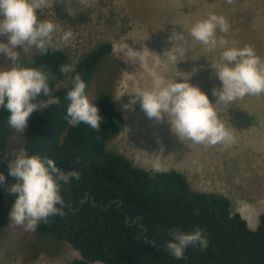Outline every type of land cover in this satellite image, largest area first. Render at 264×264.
Segmentation results:
<instances>
[{
    "label": "rangeland",
    "instance_id": "rangeland-1",
    "mask_svg": "<svg viewBox=\"0 0 264 264\" xmlns=\"http://www.w3.org/2000/svg\"><path fill=\"white\" fill-rule=\"evenodd\" d=\"M51 0V7L39 14L51 19L74 38L61 49L76 64L93 49L105 43L113 45L112 54L103 60L88 92L93 100L101 92L111 94L126 120L125 130L108 142L110 151L124 154L138 167L150 173L163 170L183 173L191 187L201 192L221 193L230 199L233 211L240 213L252 229L264 216V94L245 96L216 110L236 138L227 149L222 145L204 146L181 140L167 119L157 122L147 117L139 100L129 105L138 89L148 90L158 81L188 82L206 93L215 104L212 89L222 82L215 69L222 63L224 50H208L190 35L197 19L209 14L223 15L230 24L227 33L217 30V38L227 47L251 45L264 59V0ZM68 9L72 10L69 14ZM184 33L186 55L177 64L165 62L163 53L176 45L173 32ZM0 42L7 43L6 36ZM20 63L27 67L37 49L23 53ZM12 66L0 54V70ZM180 75V76H179ZM40 110L34 111L30 120ZM27 128V127H26ZM23 133L12 128L8 156L14 158L24 150ZM163 149V151H161ZM76 251L69 243L26 232L21 226L4 228L0 237V264H67ZM101 264V263H96Z\"/></svg>",
    "mask_w": 264,
    "mask_h": 264
},
{
    "label": "trees",
    "instance_id": "trees-1",
    "mask_svg": "<svg viewBox=\"0 0 264 264\" xmlns=\"http://www.w3.org/2000/svg\"><path fill=\"white\" fill-rule=\"evenodd\" d=\"M112 52L113 45L105 43L74 64L63 49L45 55L37 50L27 66H47L55 77L49 81L52 95L60 104L41 108L30 120L24 151L53 159L65 172L80 173L79 179L62 185L64 215L49 217L36 232L78 251L80 259L70 264H264V216L252 229L221 193L194 190L180 171L152 174L124 154L110 151L108 142L126 127L111 94L101 92L93 98L102 116L99 132L83 123H68L66 96L72 79L79 73L88 95L100 63ZM65 63L73 64L75 72L61 73ZM10 114L0 108V173L6 176L0 184V237L17 195L7 190L14 182L7 177V160L12 159ZM196 228L203 229L208 247L201 251L198 245L189 246L182 259L174 258L165 248L169 231L189 233Z\"/></svg>",
    "mask_w": 264,
    "mask_h": 264
},
{
    "label": "clouds",
    "instance_id": "clouds-1",
    "mask_svg": "<svg viewBox=\"0 0 264 264\" xmlns=\"http://www.w3.org/2000/svg\"><path fill=\"white\" fill-rule=\"evenodd\" d=\"M232 2L227 0L229 4ZM81 3L91 6L90 0H81ZM49 7L51 0H0V36L7 37V43L0 42V54L5 55L12 64L8 69L0 70V108L11 113L9 125L20 133L25 131L34 111L60 104V99L52 95L49 81L55 77L47 66H22L19 62L21 53L16 50L22 48L23 53L27 54L35 48L45 55L49 50H61L62 45L74 38L70 29L64 31L53 20L40 18L39 14ZM68 12L72 14L71 9ZM229 29L227 19L216 14L197 19L190 29L191 37L208 50L217 47L224 49L220 57L222 63L215 69L222 82L220 88L212 89V95L217 97L215 104L188 79L176 82L172 78L167 82L158 81L148 90L138 89L126 107L139 100L148 118H154L157 122L167 119L172 131L181 140H190L206 147L222 145L224 149L234 144L236 138L220 118L216 106L230 105L245 96L264 94V59L251 45L227 47L225 39L217 38V30L227 33ZM171 40H175L176 45L163 53L166 57L164 61L177 64L180 57L186 55L184 33L174 31ZM59 71L67 75L75 72V66L65 63ZM72 84L66 96L70 102L67 108L68 123L73 127L83 123L99 132L102 116L96 103L86 94V82L77 73ZM154 168L163 170L159 163ZM79 176L78 171L61 170L51 158L29 156L21 149L18 155L7 160V177L14 181L7 185V190L17 194L9 213L11 225L21 226L26 232H35L41 223L48 222L49 217L63 216L65 202L60 194L62 185L70 184L73 178L79 179ZM5 179V174L0 173V184ZM169 235L171 240L165 244V248L176 259H182L189 246L198 245L201 251L208 247L206 234L200 228L189 233L172 229Z\"/></svg>",
    "mask_w": 264,
    "mask_h": 264
},
{
    "label": "crops",
    "instance_id": "crops-1",
    "mask_svg": "<svg viewBox=\"0 0 264 264\" xmlns=\"http://www.w3.org/2000/svg\"><path fill=\"white\" fill-rule=\"evenodd\" d=\"M243 216V215H242ZM244 217V216H243ZM248 222V221H247ZM249 224V223H248ZM74 260L80 259V256H78V254L75 255ZM72 260V261H74ZM72 261H68L67 264H70Z\"/></svg>",
    "mask_w": 264,
    "mask_h": 264
},
{
    "label": "water",
    "instance_id": "water-1",
    "mask_svg": "<svg viewBox=\"0 0 264 264\" xmlns=\"http://www.w3.org/2000/svg\"><path fill=\"white\" fill-rule=\"evenodd\" d=\"M87 200H88V199L83 200L82 203H84V202L87 201Z\"/></svg>",
    "mask_w": 264,
    "mask_h": 264
}]
</instances>
